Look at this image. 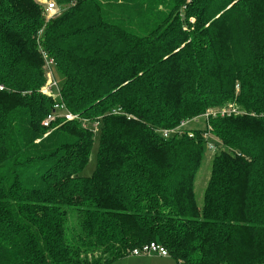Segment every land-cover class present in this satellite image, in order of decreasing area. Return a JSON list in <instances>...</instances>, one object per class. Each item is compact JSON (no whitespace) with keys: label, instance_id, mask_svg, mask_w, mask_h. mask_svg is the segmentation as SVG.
Returning <instances> with one entry per match:
<instances>
[{"label":"trees","instance_id":"trees-1","mask_svg":"<svg viewBox=\"0 0 264 264\" xmlns=\"http://www.w3.org/2000/svg\"><path fill=\"white\" fill-rule=\"evenodd\" d=\"M56 1L47 21L0 0V264H114L150 242L177 264H264V0Z\"/></svg>","mask_w":264,"mask_h":264},{"label":"rangeland","instance_id":"rangeland-1","mask_svg":"<svg viewBox=\"0 0 264 264\" xmlns=\"http://www.w3.org/2000/svg\"><path fill=\"white\" fill-rule=\"evenodd\" d=\"M38 1H40L46 9L45 11H46L47 21H49L50 19H54L56 16L60 15L62 12H64L68 8V5L65 3H62V4L58 3L57 4L56 0H38ZM51 2H54L59 7H61V9H62L61 12L59 11V13H57V14L53 13L52 11L50 13L47 12V7H48L49 3H51ZM40 40H41V37L39 38V41ZM48 61H49V59H48ZM50 65L51 64H49V62H48V64H47V62L44 63V70L46 73V81L44 83V86H47L48 82L50 81L48 74H50L52 76V72L49 71ZM58 97L59 96H57V98H55V99H58ZM204 126H205V122L200 120L197 122V124L195 122H193V123L189 124L187 127L198 128V127H204ZM91 127H92V125H91ZM95 133H97V132H95ZM212 139H214V136H212ZM98 147H99V140L96 137L94 140V146H93V150L91 153L90 161L83 171V173L85 175H91L95 171V168L97 165ZM214 155H215V151H211L208 149L205 151L202 164H201L199 170L197 171V174L195 177L194 185H195L196 198H197L198 204H200V205L203 202L204 191H205V188H206L209 176H210L212 159H213ZM114 264H177V262L170 255L160 256L157 254H141V255H131L130 254L127 257H124V258L117 260Z\"/></svg>","mask_w":264,"mask_h":264},{"label":"built area","instance_id":"built-area-1","mask_svg":"<svg viewBox=\"0 0 264 264\" xmlns=\"http://www.w3.org/2000/svg\"><path fill=\"white\" fill-rule=\"evenodd\" d=\"M61 7H59L56 3L51 2L49 3L48 7H47V12H53L55 14L59 13V11L61 12ZM51 64L49 66V71L52 64H53V60H49L47 61V64ZM50 81L48 82L47 86H44L41 88V92L49 97L52 98H57L60 99L61 98V93H60V89H59V85L58 82L54 79L53 75L51 76L50 74H48ZM3 87L0 86V89H2ZM55 108L58 109H62L63 108V103H58L56 101L55 104ZM240 112V108L236 105V104H230L228 106H222L220 108H210L207 109L206 112L202 115L204 117V121L205 124H208V121L210 119V117L212 116H216V115H230V114H237ZM113 113H121L120 109H116L113 111ZM65 117L67 119H72L74 117V115H72L70 112H65ZM55 118L54 114H50L48 115L47 119L44 121V125L45 126H49V123L51 120H53ZM191 122V120H184L182 121V123L180 125H178L177 127L174 128H170V129H160V132L165 136V137H169L173 134H179V132H184V128L186 126L189 125V123ZM99 121H94L92 124V129L97 132L99 131ZM209 127V126H208ZM208 132V131H207ZM206 132V136H209V134ZM190 136H193V133H189ZM208 147L210 150L214 151L215 150V146L213 145L212 142H208ZM141 254H157L160 256H168L169 252L168 249L163 246L162 244L158 243V242H150V243H146L144 244L142 247H138L135 248L131 251V255H141Z\"/></svg>","mask_w":264,"mask_h":264}]
</instances>
